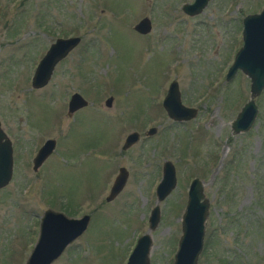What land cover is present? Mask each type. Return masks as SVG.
Here are the masks:
<instances>
[{"label":"rangeland","instance_id":"374dc122","mask_svg":"<svg viewBox=\"0 0 264 264\" xmlns=\"http://www.w3.org/2000/svg\"><path fill=\"white\" fill-rule=\"evenodd\" d=\"M191 1L0 0V128L13 159L0 188V264H23L48 208L89 216L51 264H124L147 230L163 160L174 165L176 182L158 203L150 264H172L194 177L208 202L197 264H264V88L253 97L250 128L233 134L230 122L249 97V79L238 70L225 79L241 45V19L264 0H208L189 16L180 5ZM143 16L151 28L139 34L132 26ZM73 35L78 44L44 86L32 88L49 44ZM171 80L194 117L166 115L161 100ZM73 92L87 105L68 114ZM150 126L155 132L144 134ZM131 131L138 140L121 150ZM47 138L54 148L32 170ZM119 166L127 170L125 183L107 201Z\"/></svg>","mask_w":264,"mask_h":264},{"label":"water","instance_id":"95a60500","mask_svg":"<svg viewBox=\"0 0 264 264\" xmlns=\"http://www.w3.org/2000/svg\"><path fill=\"white\" fill-rule=\"evenodd\" d=\"M208 0H192L181 4L183 13L193 16L201 12ZM151 28L150 19L141 17L132 29L144 34ZM241 45L233 55L232 62L226 70L225 79H230L238 70L249 79V97L230 122L231 132H245L252 125L257 111L253 97L264 88V4L257 13L246 14L241 19ZM80 41L79 36L57 37L47 47L30 77V86L39 88L44 86L50 78L55 64L63 59ZM112 97L104 100L109 107ZM87 101L78 93L73 92L67 100V113L85 107ZM161 106L166 115L175 121L188 120L195 116L196 109L181 103L176 80H171L161 100ZM154 128L148 129L151 134ZM138 133L132 131L124 139L122 148L133 144ZM55 140L45 139L32 158V170H35L53 150ZM12 145L10 139L0 128V188L10 180L12 174ZM127 176L124 168H119L109 188L105 200H110L123 187ZM176 182L175 168L171 161L162 163L161 177L154 189L155 204L147 216V230L140 234L124 264H150L149 251L151 248L150 231L158 223V203L174 188ZM208 202L203 197L202 184L198 178H192L188 184L186 201L180 217V235L176 242L172 264H197V257L202 248L204 221L207 216ZM89 221L87 214L72 217L61 211L50 208L39 216L38 231L35 241L23 264H51L74 239L86 229Z\"/></svg>","mask_w":264,"mask_h":264},{"label":"flooded vegetation","instance_id":"af4514ba","mask_svg":"<svg viewBox=\"0 0 264 264\" xmlns=\"http://www.w3.org/2000/svg\"><path fill=\"white\" fill-rule=\"evenodd\" d=\"M180 9H181V8H180ZM152 127L154 128V131H153L151 134H153V133L155 132V129H156L154 126H150V127H148V128L144 131V134H146V135H150L149 133H147V131H148V129H150V128H152ZM131 132H132V131H131ZM129 133H130V132H129ZM137 133H138V132H137ZM127 134H128V133H127ZM127 134H126V135H127ZM126 135H125V137H126ZM125 137H124V139H125ZM138 138H139V134H138ZM138 138L136 139V141L138 140ZM124 139H123V141H122V143H121V146H120V149H121V150H124V149L122 148V145H123V143H124ZM136 141H135V142H136ZM135 142H134V143H135ZM163 161H164V160H163ZM162 163H163V162H162ZM119 168H124V167H123V166H119V167L117 168V172H118ZM124 169H125V168H124ZM161 169H162V165H161ZM125 170H126V169H125ZM126 171H127V170H126ZM116 174H117V173H116ZM116 174H115V175H116ZM114 177H115V176H114ZM114 177H113V180H114ZM113 180H112V182H111V185H112V183H113ZM111 185H110V186H111ZM110 186H109V188H110Z\"/></svg>","mask_w":264,"mask_h":264},{"label":"trees","instance_id":"16d2710c","mask_svg":"<svg viewBox=\"0 0 264 264\" xmlns=\"http://www.w3.org/2000/svg\"><path fill=\"white\" fill-rule=\"evenodd\" d=\"M69 214H72V213H70V212H68Z\"/></svg>","mask_w":264,"mask_h":264}]
</instances>
